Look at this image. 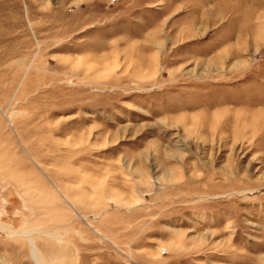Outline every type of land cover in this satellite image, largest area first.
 <instances>
[{
    "label": "rangeland",
    "instance_id": "rangeland-1",
    "mask_svg": "<svg viewBox=\"0 0 264 264\" xmlns=\"http://www.w3.org/2000/svg\"><path fill=\"white\" fill-rule=\"evenodd\" d=\"M0 264H264V0H0Z\"/></svg>",
    "mask_w": 264,
    "mask_h": 264
}]
</instances>
